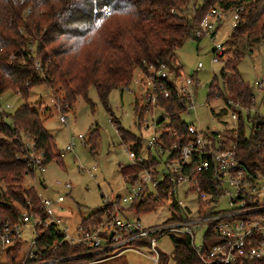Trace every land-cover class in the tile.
<instances>
[{"label":"built area","instance_id":"built-area-1","mask_svg":"<svg viewBox=\"0 0 264 264\" xmlns=\"http://www.w3.org/2000/svg\"><path fill=\"white\" fill-rule=\"evenodd\" d=\"M196 2L190 0V6ZM243 11L244 6L230 10L210 7L195 26L194 38L215 44L214 36L220 24L231 15L228 28L233 31ZM225 51L224 46L215 44L211 65L223 64ZM33 68L42 72V61L35 62ZM136 70L139 71L131 84L136 85L137 91L141 90V102H135L141 114L139 126L151 131V136L147 141L139 138L128 144L124 142L129 164L119 165V170L131 172L122 175L129 187L127 194L101 196L102 206L96 211L102 213L100 219L97 221L94 216L89 226H84L81 219L71 231L66 215L70 216V207H74L68 202L72 185L58 182L66 193L55 192L51 197L37 191L34 180L31 188L43 216L22 210L15 221L0 219V250L4 252L5 264H109L129 251L139 254L142 249H148L153 264H158L160 254L164 253L158 249V243L165 238L189 239L204 264H264V139L257 142L255 158L248 161L239 152L240 138L255 137L258 124L264 123V77L253 84L249 106L231 100L226 103L231 109L233 139H230L213 137L208 128L206 133L199 126L183 121L196 108L199 83L195 75L185 76L178 66L166 64ZM201 70L203 65L199 63L197 71ZM171 100L174 104L169 103ZM1 102L0 95V118L8 122L12 107ZM168 111L184 123L183 128L173 125L175 120ZM146 116H150V121L145 120ZM60 122L68 126L66 117L61 116ZM110 123L116 127L113 118ZM84 140L82 135L70 138L59 157L73 152L76 142ZM23 146L31 174L36 170L44 172V156L36 150L34 142L28 139ZM41 185L45 192L49 190ZM149 204L172 211L170 220L158 226L143 224L140 218L151 212L144 214L140 209ZM50 229L57 238L51 245L40 247L43 234ZM137 242L145 244H133ZM18 245L17 256L9 253ZM75 246L85 250L72 256L46 255ZM85 257L92 258L85 260Z\"/></svg>","mask_w":264,"mask_h":264},{"label":"trees","instance_id":"trees-1","mask_svg":"<svg viewBox=\"0 0 264 264\" xmlns=\"http://www.w3.org/2000/svg\"><path fill=\"white\" fill-rule=\"evenodd\" d=\"M212 6L227 10L244 6L238 25L230 35L232 42L243 40V45L249 48L264 45V0H197L193 6L190 0H0V95L9 91L25 102L8 114V122L0 118V185H4L0 187L1 220L15 221L22 210L43 216L35 190L23 185L32 173L23 137L32 140L36 150L42 152L45 166L62 165L63 158L59 157L54 137L45 129L39 112L27 105L31 89L48 86L65 113L73 108L78 96L89 102L87 92L94 87L123 142H133L136 138L121 129L119 120L108 107L110 93L128 87L136 68L172 66L176 51L186 40L201 41L194 38L193 30ZM187 12H191L190 17ZM29 41L34 42L36 55H42V72L34 70L31 53L24 54L23 62L9 59L12 53L18 57L17 51ZM45 49L48 54L44 53ZM232 52L228 51L233 59L221 68L208 87L207 103L223 99L225 103L231 100L250 105L253 87L244 82L237 70L243 53L238 49ZM58 94L63 97L59 98ZM168 113L175 120L173 125L183 128L184 123L177 121L172 111ZM95 133L86 141L91 154L96 153ZM240 133L243 134L242 129ZM262 139L264 123L260 122L255 137L240 138L241 156L248 161L255 158L257 142ZM121 173L131 172L126 169ZM154 208V204H149L140 211L145 214ZM101 214L99 211L82 218V224L89 226L91 219L95 216L98 221ZM55 238L53 229L46 231L40 247L51 245ZM171 242L176 264H204L189 239ZM84 250L75 246L45 253L48 257L72 256ZM19 251L18 245L9 253L17 256ZM168 262L169 256L161 253L158 264Z\"/></svg>","mask_w":264,"mask_h":264},{"label":"rangeland","instance_id":"rangeland-1","mask_svg":"<svg viewBox=\"0 0 264 264\" xmlns=\"http://www.w3.org/2000/svg\"><path fill=\"white\" fill-rule=\"evenodd\" d=\"M186 14L191 16V12ZM231 21L232 17L229 15L220 24L214 36L215 44L226 48L221 60L223 64L211 65L213 58L211 52L215 48V44L206 39L201 41L186 40L183 46L176 51L172 64L183 70L185 76L195 75V79L199 83L195 95V111H192L189 116H184L183 121L190 126H199L203 132H206L208 128V133L213 137L225 136L233 139L230 134L232 124L229 113L231 109L226 106L223 99L212 100L207 103L208 87L214 76H218L221 68L233 59V55L228 51L232 52L235 49L243 53L237 70L244 82L253 86L256 80L264 77V45L249 48L247 45H243V40L234 44L230 37L232 30L228 28ZM30 38L33 37L30 36ZM34 45L33 41H29L26 46H22L17 51L18 57L13 56L14 53H12L9 59H18L19 62H23L24 54L31 53L33 64L41 62L42 55L38 53L36 55ZM47 52L48 50L45 49L44 53ZM49 58L54 60L50 55ZM199 63L203 65L201 71H197ZM138 71L134 70V76ZM1 96L3 97L1 104L3 106L9 104L12 107L11 113L25 103L17 94L9 91ZM58 97L62 98L63 94H58ZM87 99L89 102L80 96L76 97L73 108L63 113L61 106L53 98L51 89L41 85L31 89L27 101V105L37 110L41 115L44 120V127L54 137L59 153L65 150L70 138L82 135L85 139L83 142L77 141L73 152L64 155L62 165L51 163L45 167L44 172L36 170L34 174L27 176L23 182L24 187L31 188L35 180L37 191L51 197L55 192L66 193L57 184L58 182L72 185L70 197L75 204V208L73 207L75 212L70 216L66 215V224L71 231L74 230L81 218H86L100 209L102 206L101 196L105 198L123 197L129 189L119 170V165L127 166L129 164L124 148L125 141L123 142L116 127L110 123L111 117L100 102L94 87L89 88ZM141 99V90L137 91L136 85L131 84L128 90L118 88L112 91L108 97V107L114 117L119 120L121 129L136 139L142 138L147 141L151 136V131L144 130L143 127L139 126V114L137 110L135 111V102H141ZM64 108L66 109V106ZM154 114L157 113L154 112ZM61 116L67 118V127L61 124ZM149 117L146 116L145 120L150 121ZM94 131L97 135L95 138L96 153L91 154L86 141L88 142L90 134ZM27 141L28 139L23 137V142ZM93 169L96 171L91 172ZM41 182L49 188L47 192L44 191ZM0 187L4 188V185H0ZM70 210L72 209L70 208ZM172 214L173 212L169 209L156 205L151 213L142 216L140 221L147 226H158L167 223ZM26 237L32 238V235ZM201 237L202 234L197 236V243H200ZM158 249L169 256L168 264H176L173 256V244L170 239L165 238L159 241ZM152 257V253L148 249L139 250V254L129 251L124 254L123 258L116 260L114 264H153ZM5 262L4 252L0 250V264H5Z\"/></svg>","mask_w":264,"mask_h":264},{"label":"crops","instance_id":"crops-1","mask_svg":"<svg viewBox=\"0 0 264 264\" xmlns=\"http://www.w3.org/2000/svg\"><path fill=\"white\" fill-rule=\"evenodd\" d=\"M42 183V182H41ZM42 184H44V183H42ZM71 198V197H70ZM69 205L70 206H74L75 204H74V202L72 201V199H70L69 201ZM72 210H71V212H72V214L75 212V211H73L74 210V208H75V206H74V208H72V207H70ZM94 213V212H93ZM93 213H91V214H93ZM90 214V215H91ZM87 218V217H86ZM82 219V218H81ZM81 219H80V221L79 222H81ZM114 264V263H113Z\"/></svg>","mask_w":264,"mask_h":264},{"label":"water","instance_id":"water-1","mask_svg":"<svg viewBox=\"0 0 264 264\" xmlns=\"http://www.w3.org/2000/svg\"><path fill=\"white\" fill-rule=\"evenodd\" d=\"M111 236V235H110Z\"/></svg>","mask_w":264,"mask_h":264}]
</instances>
